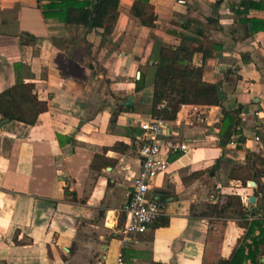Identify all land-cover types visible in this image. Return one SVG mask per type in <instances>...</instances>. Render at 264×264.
Returning <instances> with one entry per match:
<instances>
[{
    "label": "crops",
    "instance_id": "1",
    "mask_svg": "<svg viewBox=\"0 0 264 264\" xmlns=\"http://www.w3.org/2000/svg\"><path fill=\"white\" fill-rule=\"evenodd\" d=\"M134 1L119 0L103 40L102 28L64 24L38 0H0V92L32 82L46 103L33 124L0 113V264H220L246 232L233 209L218 213L229 195L264 211V177L253 204L256 185L230 177L249 151L264 158V0H148L141 17ZM152 17L153 27L142 23ZM182 37L190 67L223 99L181 105L166 121L163 140L188 151L171 154L150 185L164 215L124 236L159 45ZM240 107L239 132L222 147L216 123Z\"/></svg>",
    "mask_w": 264,
    "mask_h": 264
},
{
    "label": "trees",
    "instance_id": "2",
    "mask_svg": "<svg viewBox=\"0 0 264 264\" xmlns=\"http://www.w3.org/2000/svg\"><path fill=\"white\" fill-rule=\"evenodd\" d=\"M38 2L46 15H56L64 24L81 25L88 31L102 28L103 40L109 37L114 29L119 4V0H38ZM146 2L148 0L134 1L132 10L135 16L141 17ZM240 4L245 6V9L253 5L261 6L248 1H241ZM153 20L154 17L142 23L153 27ZM184 40L185 38L179 45H159L154 73L152 117L170 121L176 118L181 105L221 104L216 84L202 79L203 68L190 67L189 61L194 49L185 44ZM34 88V83L20 80L0 92V113L3 118L33 124L38 114L46 110V103L38 100L33 92ZM139 88L137 86L136 90ZM161 102L164 103L159 106ZM240 109L241 107L234 111H224L223 118L216 123L220 131V141L224 142L222 147L239 132L236 116ZM246 159L245 165L230 171V177L239 179L243 185L250 180L256 182L253 195L259 197V179L264 177V158L249 151ZM252 162L256 165L253 166ZM65 192L69 194L67 188ZM227 209H233V213L235 212L239 218L238 224L246 232L244 237L238 240L231 258L221 261L220 264H248L246 261L251 264H264L259 259V256L264 257V211L258 214L254 207L250 209L245 207L235 195H229L218 213L224 214ZM166 223L167 219L162 218L160 224Z\"/></svg>",
    "mask_w": 264,
    "mask_h": 264
},
{
    "label": "built area",
    "instance_id": "3",
    "mask_svg": "<svg viewBox=\"0 0 264 264\" xmlns=\"http://www.w3.org/2000/svg\"><path fill=\"white\" fill-rule=\"evenodd\" d=\"M140 129V168L134 176L132 191L123 209L125 221L120 233L124 236L144 233L152 223L164 215V202L158 196L151 195L150 185L156 176L168 167L171 154H184L188 151L186 143L163 140L166 130L164 119L152 117L141 122ZM255 139L259 140V137L256 136ZM118 261H121V256Z\"/></svg>",
    "mask_w": 264,
    "mask_h": 264
},
{
    "label": "water",
    "instance_id": "4",
    "mask_svg": "<svg viewBox=\"0 0 264 264\" xmlns=\"http://www.w3.org/2000/svg\"><path fill=\"white\" fill-rule=\"evenodd\" d=\"M197 58H198V55H197V54H194L193 59H192V62H193V63L198 62ZM216 87H217V92H218V98H219V100H222V99H223V94L221 93L220 87H219V85H216ZM131 102H132V97H129V98H128V101L126 102V104L130 105ZM5 121L7 122L8 120L5 119ZM223 143H224V142H222V144H223ZM249 184H250L252 187L256 185V183H255L254 181H252V180L249 181ZM158 198H159L160 200H163V196H162V195H160ZM255 199H256V197H255L254 195H251V196L249 197V200H248V201H249V203L253 204L254 201H255ZM262 260L264 261V259H262ZM153 264H159V263H153Z\"/></svg>",
    "mask_w": 264,
    "mask_h": 264
},
{
    "label": "rangeland",
    "instance_id": "5",
    "mask_svg": "<svg viewBox=\"0 0 264 264\" xmlns=\"http://www.w3.org/2000/svg\"><path fill=\"white\" fill-rule=\"evenodd\" d=\"M248 186H250L251 187V185L250 184H248ZM250 191V190H249Z\"/></svg>",
    "mask_w": 264,
    "mask_h": 264
}]
</instances>
